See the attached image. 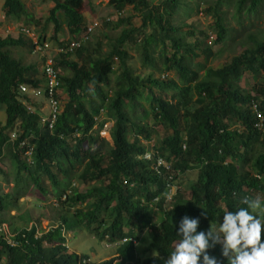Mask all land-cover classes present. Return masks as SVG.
I'll return each instance as SVG.
<instances>
[{"label":"trees","instance_id":"obj_1","mask_svg":"<svg viewBox=\"0 0 264 264\" xmlns=\"http://www.w3.org/2000/svg\"><path fill=\"white\" fill-rule=\"evenodd\" d=\"M48 1L53 4L47 18L53 24V38L62 30L58 12L69 34L78 36L85 25L81 13L84 0ZM109 2L117 11L131 6L141 24L135 25L129 16L118 17L114 27H123L107 39L106 51L101 40L89 38L72 53L56 58L55 69L58 73L63 70L59 88H64L67 100L51 129L41 123L36 102H32L35 110L30 111L19 100V84L37 85L27 76L38 64L17 60L11 49L25 47L30 51L31 40L22 34H0V109L5 113L0 125V160L9 156L14 170L13 192H0V213L15 206L29 188L45 199L44 180L60 208L59 223L37 237L35 225L15 228V244L0 230V264H113L115 258H119L117 264H164L180 239L176 228L183 215L198 216L204 211L207 216L200 217L198 230L218 229L225 208L235 211L246 207L243 198L252 199L255 193L264 192V134L255 127L254 112L264 117V22L237 43L238 37H232L235 29L226 25L224 10L231 7L239 24L245 15L257 14L264 0H197L189 8L194 11L199 3L205 4V13L215 17L214 44L230 41L242 45L240 52L216 68L198 60L210 59L211 47L198 38L189 42L174 25L178 0L159 4L148 0ZM1 13L6 21L32 18L22 0H3ZM138 37L142 39L139 43ZM135 46L144 66L158 70L159 61L163 73L171 72L176 79L154 78L152 72L143 78L133 74L128 49ZM39 58L42 65L44 59ZM248 78L252 82L246 84ZM244 79L245 86L249 85L246 93L241 86ZM151 85L161 89L160 94ZM167 90H171L169 96ZM143 96L149 111L141 110L143 121L133 120ZM195 96L198 106L190 111L187 107ZM101 113L112 121V144L104 151L102 145L107 142L93 128L97 125L100 129L105 122L99 120ZM154 124H160L165 133L154 150L170 165L168 170L161 169V175L152 169L153 161L143 158L150 149ZM12 130L16 132L14 140H10ZM24 140L27 146H19ZM197 167V178L189 184V199L177 193L167 210L162 194L168 177L178 181L187 170ZM0 171L5 179L7 174ZM72 178L85 184L84 188L73 186ZM3 222L0 216V225ZM84 227L99 239L116 244V256L95 262L89 255L69 251L65 230ZM139 229L150 236L144 256L137 254L133 241L121 243L125 238L137 240L134 231ZM208 251L228 264L220 256V245Z\"/></svg>","mask_w":264,"mask_h":264},{"label":"rangeland","instance_id":"obj_2","mask_svg":"<svg viewBox=\"0 0 264 264\" xmlns=\"http://www.w3.org/2000/svg\"><path fill=\"white\" fill-rule=\"evenodd\" d=\"M28 13L32 15L31 19H28L26 22L18 21L14 22L12 20L6 21V19L2 18L1 7L3 0H0V20L3 22V26H0V30L4 31V33H10L12 36H16V28L18 26L27 25L31 28H34L35 35L40 34L41 36L49 38L53 42H60V44H64L69 38H73L65 25L64 17L61 12L57 13L58 18L60 19L62 30L56 35V38H53V24L48 21L49 10L53 6V4L48 0H22ZM150 4H159L165 0H148ZM179 8L174 15L173 23L176 26L181 28V33L183 32L185 36L188 37L189 42H193V39H200L204 46H210L212 49L213 56L205 60L198 59L204 62L206 66L211 67H220L222 64L227 61L232 54L240 52L241 48L237 45L238 41H245V35L249 32H254L256 28L262 27L264 22V4L262 9L253 15H245L238 24V22L232 17V8L224 7L226 13V25L233 27L235 31L232 33V37L235 35L238 37L236 40L237 48H233L232 43L224 41L223 43L214 44L213 40L215 38L216 30L214 27V16L212 14L205 13L204 9L206 7L205 4L199 3V6L194 11H189L190 7H193L194 2L197 0H178ZM81 13L84 18V24L89 25L95 23V27L89 38H92L93 41L95 39H99L102 41V50L106 51L108 48V42L110 39L114 38L121 30L123 26L114 27V22L118 17L129 16L132 17L131 22L135 25L141 24V17L137 12H135L131 6H125L121 11H117L115 7L109 2V0H84L83 6L81 8ZM120 14V15H119ZM106 20H110L105 26L104 22ZM184 24V25H183ZM84 25V26H85ZM150 32L149 29L145 30V33L148 34ZM192 32V35H191ZM82 33L80 32L79 35ZM3 35V33H2ZM103 35H106V39L103 38ZM235 36V37H236ZM109 39V40H107ZM141 37H138L137 42H140ZM59 44V43H58ZM59 44V45H60ZM138 45V44H137ZM131 59L129 64L132 68L133 74H138L141 78L146 77L150 72L153 73L154 78H162V76H167L168 78H175V76L171 72L163 73L162 67L159 65V61H157L158 70H154L151 67L144 66L142 64V60L140 57V51L137 46L134 48L128 49ZM160 51H156L154 54L155 57H158V53ZM199 53V50H197ZM11 54L14 58L23 61V62H35L37 56L31 55L28 48L25 47H17L11 49ZM157 55V56H156ZM74 58L73 54L71 55ZM40 60V59H39ZM206 62V63H205ZM37 70L41 71L42 65L36 61ZM202 74V72H200ZM63 74V70L59 69V75ZM176 79V78H175ZM259 80V77L256 78ZM254 81V80H253ZM245 79L242 80V92L246 93L248 91L249 85L245 86ZM252 82L251 78H248V82L246 84ZM151 88H155L151 85ZM157 94H160L161 89H153ZM146 93L149 91L147 89L144 90ZM171 94V90H167V96ZM60 107L59 110H62L66 103V96L64 88H59V96ZM196 96L193 98L192 102L187 107L188 110L192 111L194 108L198 106V103L195 101ZM139 106L135 110V113L132 114V119L143 121V114H141V110L145 109L149 111L148 102L143 98L139 100ZM39 108H36V112L43 117L48 113V107L44 99L39 101ZM4 111L2 115L0 114V125L4 122L3 118ZM3 116V117H2ZM149 116V115H148ZM102 117L107 118L104 114ZM147 121V120H145ZM150 123V121H149ZM153 124V123H151ZM111 123H105L102 128L99 130V136L105 140L102 146L103 151L106 150L108 144H112L108 129L110 128ZM153 127V138L148 142L149 148H154V146H158L160 140L164 136L163 127L158 124L152 125ZM95 129L97 127H94ZM15 137V136H14ZM145 141H143L144 143ZM82 169V166L78 167V172ZM198 167L187 170L180 180H176L174 183L175 188H177L178 193H180L185 199H189L190 197V188L189 184L194 182L197 178ZM0 170L7 174L6 178L1 175L0 171V192H13V174L14 170L12 168L11 160L9 156H5L0 160ZM26 174L24 173V176ZM71 183L73 186H76L78 189H83L85 184L79 182L77 178H72ZM44 184L47 187L46 198L43 199L34 188H29L25 196H22L16 201V205L10 207L7 211H3L0 213V216L4 218L5 224V233L11 237L15 235V228L21 229L26 226L27 228L35 225L36 233L35 236L41 235L43 232H46L51 227H54L56 223L59 221L56 219L58 215V210L60 209L57 203V198L50 191V184L47 180H44ZM254 197H260L262 201H264V192H257L254 194ZM63 209V208H62ZM66 209V207H64ZM63 212V211H62ZM61 212V213H62ZM65 245L67 249L71 252H75L77 254H85L89 255L90 260L99 262L103 260H109L115 256V246L112 244H108V242L101 240L95 234V232H89L86 227L75 229L74 231L65 230ZM134 235L136 236V247L137 254L140 256L145 253L142 251L146 248L147 244L150 241V236L148 231L146 230H135ZM261 238L264 240V226H262ZM44 246H50L48 243H44ZM142 249V250H141ZM141 250V251H140ZM117 260L113 261V264L116 263Z\"/></svg>","mask_w":264,"mask_h":264},{"label":"clouds","instance_id":"obj_3","mask_svg":"<svg viewBox=\"0 0 264 264\" xmlns=\"http://www.w3.org/2000/svg\"><path fill=\"white\" fill-rule=\"evenodd\" d=\"M2 33L3 35L10 34L8 32L4 33V31L0 30L1 35ZM38 35L40 38H46L49 40V38L47 37L41 36L40 34ZM49 41L53 42L52 40ZM30 54H31V49H30ZM35 56L41 57L40 55H35ZM41 75H42V71H41ZM58 77H59V73H58ZM25 84L32 85L31 83H25ZM42 84H43V78H42ZM42 84L37 83L36 86ZM58 91H59V86H58ZM24 97L25 99L19 96V100L21 101L22 104L26 105L27 110L30 111L35 110L34 106L32 105V102H39L40 100H42L41 98L29 97L27 94H25ZM254 112L256 117V112L258 111L254 110ZM101 114L103 115V113ZM94 119L97 120L98 117L96 116L94 117ZM102 119L105 120V122H103V125L107 122H110L112 125L111 120L104 117H101L99 120ZM94 127H97L96 129H98V135H99V130L102 127L100 129L97 125H94L93 128ZM110 128L108 129L109 138H110ZM260 133L264 134V132L261 131ZM9 135H10V140H14V138L16 137L15 130H12L9 133ZM24 141L26 144L21 145V143L23 142L22 141L19 144V146L21 147L27 146V141L26 140ZM144 143L146 144V142ZM26 152L27 154H29V151ZM148 154L150 155L149 158L146 157V155ZM156 156H159L164 160V158L158 154V151L156 153V150H154V148H150L148 151H146L143 155V158L147 160H151V162L153 161L151 164L152 166L155 163ZM27 160L29 159L27 158ZM164 163L165 164L161 167V169L164 168L165 170H168L170 168V165L165 160ZM168 178L169 181L166 184V191L162 194V197L164 198V202H165L164 207L167 208V210L171 208V204L174 198L176 197V194L179 191V190L177 191V188H175L174 185V183H176L177 181L174 179L172 180L170 177ZM72 185L74 184L72 183ZM157 199L158 197L154 198V201H157ZM241 202L242 204L246 205V207H239L235 211L228 210L227 208L223 210L222 220L219 222L218 229L208 228L207 230L205 229L198 230L200 217L207 216L204 211H201L198 216H189L187 214L183 215L179 219L178 227L176 228V232L179 235L180 239L175 244L174 249L168 255L167 259L164 260V264H222V261L220 259H218L215 255H210L208 251L209 249L214 248L216 245H220V256L226 258L228 264H264V240H262L261 238L262 226H264V201H262L260 197H255L252 199L245 197L242 199ZM4 224L5 221L0 225V230L3 233H5ZM15 235L9 237L5 233V238L8 240V242L13 243L14 241H12V238ZM105 238L107 237L105 236ZM126 239L133 241L135 244L137 243L136 240H133L131 238L122 239L121 243L126 241ZM112 245L116 247V244L112 243ZM114 260H117L118 262L119 258H115ZM117 262L114 264H117Z\"/></svg>","mask_w":264,"mask_h":264},{"label":"built area","instance_id":"obj_4","mask_svg":"<svg viewBox=\"0 0 264 264\" xmlns=\"http://www.w3.org/2000/svg\"><path fill=\"white\" fill-rule=\"evenodd\" d=\"M94 27L95 23L85 25L81 30V35L78 34L75 38L69 39L64 45L53 43L46 38H40L38 34L35 35V30L31 27L18 26L16 28V33L22 34L31 40V54L40 55L44 59L41 70L43 84L32 86L23 83L19 85L18 92L24 99V95L27 94L32 98H41L45 100L48 113L46 116L41 117V123L46 125L49 129L52 128L60 111V100L58 98L59 77L57 70L54 68V62L60 54L72 53L75 48L88 40ZM256 119L255 127L261 132H264V118L259 112H256ZM25 144V141L21 143V145ZM146 157L149 158L150 155L148 154ZM164 164V160L156 156L152 168L156 173L161 174V167Z\"/></svg>","mask_w":264,"mask_h":264},{"label":"crops","instance_id":"obj_5","mask_svg":"<svg viewBox=\"0 0 264 264\" xmlns=\"http://www.w3.org/2000/svg\"><path fill=\"white\" fill-rule=\"evenodd\" d=\"M39 57H37V59H35L34 61H39ZM18 60V59H17ZM23 62V61H22ZM29 63V62H26ZM28 81H32V82H38V84H42V75H41V71L37 70V68L34 71H31L28 76H27ZM37 107L39 108V102H36ZM37 110V109H36ZM3 109H0V114L2 115ZM5 116V114H4ZM3 117V116H2ZM3 121H5V118H3ZM4 123V122H3ZM2 123V124H3Z\"/></svg>","mask_w":264,"mask_h":264}]
</instances>
